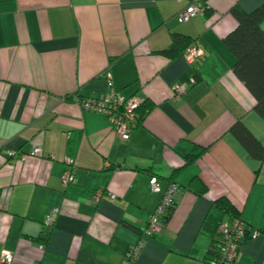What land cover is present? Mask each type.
Instances as JSON below:
<instances>
[{
  "label": "crops",
  "instance_id": "obj_1",
  "mask_svg": "<svg viewBox=\"0 0 264 264\" xmlns=\"http://www.w3.org/2000/svg\"><path fill=\"white\" fill-rule=\"evenodd\" d=\"M190 1L0 0V252L10 264H207L234 219L219 198L249 228L232 264H264V155L232 131L241 124L264 150V120L223 42L231 8L264 0H205V13L179 22ZM173 34L201 53L163 52ZM110 88L145 111L127 140L76 100ZM66 169L75 181L63 186ZM170 183L171 214L141 237Z\"/></svg>",
  "mask_w": 264,
  "mask_h": 264
},
{
  "label": "built area",
  "instance_id": "obj_2",
  "mask_svg": "<svg viewBox=\"0 0 264 264\" xmlns=\"http://www.w3.org/2000/svg\"><path fill=\"white\" fill-rule=\"evenodd\" d=\"M203 10L204 6L197 0H193L177 15V20L179 22L187 21L191 17L202 13ZM200 53V50L195 46L188 47L185 53V59L187 61H191ZM175 92L178 94L181 93L182 90L180 87H176ZM79 103L83 110H89L102 114L114 133L119 138L127 140L130 131L134 126V122L137 119V110L141 102L134 96H124L113 88H110L102 98L83 99ZM27 153L34 156H40L41 148L39 146H33ZM8 155H18V157H23L25 153L9 151ZM64 162L69 166L72 165V161L69 158H65ZM60 178L63 186L75 181V177L71 169L64 170ZM149 184L151 191L158 192L160 190L158 180L155 176H151ZM176 193V186L173 183H170L162 193L161 198L149 216L142 235L153 236L160 230L159 218L164 215L169 208H171ZM110 196L113 197L111 194ZM55 212L56 209H53V212L46 216L44 222L45 225H50ZM247 229L249 228L240 218H234L230 224L223 226L221 229V237L218 242L216 255L210 256L207 259V264H232L236 257L239 244L246 238ZM137 248V245L130 248L128 256L130 257L129 259L136 254ZM12 256L13 255L10 250L2 249L0 252V263L10 264Z\"/></svg>",
  "mask_w": 264,
  "mask_h": 264
},
{
  "label": "trees",
  "instance_id": "obj_3",
  "mask_svg": "<svg viewBox=\"0 0 264 264\" xmlns=\"http://www.w3.org/2000/svg\"><path fill=\"white\" fill-rule=\"evenodd\" d=\"M197 1L204 6L203 13H205L207 11L206 1ZM230 13L233 15L236 25L223 37V42L234 56L231 71L253 96V110L264 120V1L258 7L247 12L241 10L238 5H235L231 8ZM177 38L178 35L173 34V42L170 48L163 52L175 56L181 51V47L188 48L195 46L192 42L194 40H180L182 43L177 44ZM76 100L81 102L83 98H78L77 96ZM144 112L142 103H140L137 110V119H140ZM232 131L251 155L259 158L264 155V150L261 149L257 140L245 127L241 124L239 126L236 125L232 128ZM174 203L175 199L171 208L159 218L160 228L171 214ZM216 205L224 212L231 214L234 218H240V214L227 200L219 198L216 200ZM246 232V236L249 237V229ZM142 233L143 230L141 237H144L145 235H142ZM217 247L218 244L211 247V256L216 255Z\"/></svg>",
  "mask_w": 264,
  "mask_h": 264
}]
</instances>
